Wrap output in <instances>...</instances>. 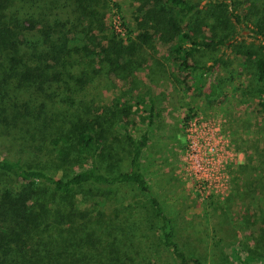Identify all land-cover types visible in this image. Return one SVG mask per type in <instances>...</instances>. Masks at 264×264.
Segmentation results:
<instances>
[{"label":"trees","instance_id":"1","mask_svg":"<svg viewBox=\"0 0 264 264\" xmlns=\"http://www.w3.org/2000/svg\"><path fill=\"white\" fill-rule=\"evenodd\" d=\"M111 2L119 10L112 0H0V127L3 123L10 128V132L0 129V141L27 150L0 148V264H127L131 258L123 247L133 242L135 229L141 226L137 205L138 213L126 200L127 214L118 217L117 224L112 221L117 214L106 218L99 208L122 188L141 195L149 209L147 215L157 222L161 243L173 256L171 264H208L203 255L207 251L188 252L181 246L176 216L147 173V154L154 158L149 160V164L153 162L149 170L161 168L164 161L148 149L150 124L161 114L166 119L177 117L172 108L181 101L179 106L186 104V108L179 113V121L185 128L191 127V111L200 110L201 98H205V50L215 54L210 57L213 64L225 60L226 49L218 55L215 51L234 44L238 25L264 41V14L256 0H207L206 7L194 0H138L142 7L148 6L151 26L175 39L165 58L172 62V58H184L169 76H163L164 69L144 71L148 58L143 43L147 41L135 39L130 29L125 38L114 32L121 23L126 25L122 16L119 25L115 21L112 26L105 25ZM195 14L198 17L191 23ZM244 60L252 65L255 89L260 92L257 104L263 108L264 57ZM133 71H142L141 78ZM181 71L190 77L185 92L181 90ZM129 73L134 78L128 90L144 87L159 97H148L150 119L141 129L136 126L143 119L134 115L133 102L124 99L100 105L96 100L95 85L104 82L109 88L112 75L126 81ZM210 83L207 90L212 101L220 93L219 84ZM177 97L182 99L177 101ZM251 112L260 116L250 125L253 135L237 142L242 146L238 149L247 154L241 165L244 172L250 169L252 159L264 170V111L257 108ZM5 132L18 141H5ZM37 140L40 149H47L43 142L52 144L53 171L41 162L30 163L28 157ZM184 162L195 190L206 202L213 193L208 180L196 178L185 154ZM254 203L262 205L260 197L248 202L255 212ZM256 224L248 248L240 242L222 243L214 233L211 250L229 264H264V259L251 256L264 255V217Z\"/></svg>","mask_w":264,"mask_h":264},{"label":"rangeland","instance_id":"2","mask_svg":"<svg viewBox=\"0 0 264 264\" xmlns=\"http://www.w3.org/2000/svg\"><path fill=\"white\" fill-rule=\"evenodd\" d=\"M119 5V10L116 6L110 3L104 17L105 25L112 26L113 22L119 25L121 22L119 17H123L126 25L121 23L119 30L112 27L117 36L126 37L127 30L132 31V36L139 41H147L144 44V54L148 58L145 63V72L165 70L163 76H169V72L177 69L179 61H170L168 54L169 47L175 41L172 37H166L163 33L156 31L149 20L150 13L148 6L142 7L138 0H112ZM201 3L200 7H206L207 0H194ZM215 0H212L214 2ZM258 1V2H257ZM260 13L264 14V0H256ZM119 11V12H118ZM198 16L195 14L191 16L190 22L193 23ZM119 23V24H117ZM204 24V23H203ZM232 24V22H230ZM185 26V25H184ZM205 28V26H203ZM237 36L233 45L228 48L220 46L215 53L218 55L226 49L225 60L219 64H213L210 57L215 54L211 51L205 50L203 59H207L208 68L204 71L205 77L204 90L202 95V108L191 111L193 119L195 120V130L191 135L195 137L196 150L191 153L194 167L196 169L197 179L208 180L207 186L213 191L211 197L202 200L199 193L194 188L193 180L188 176L185 169L184 154L186 158V150L188 146L189 129L179 121V113L184 111L186 104L182 107L181 101L176 108H172V113H176L177 117L166 119L161 113V116H154L150 124L152 133L149 150L156 154L157 158H162V167L149 170V160H154L153 157L147 154L146 164L147 173L151 179L154 187L162 193V199L166 201L167 208L175 216V223L180 236L181 246L188 252L197 251L207 254L204 255L205 262L208 264H229L226 263L225 258L219 256L215 250L212 249V236L223 239L222 243H242L248 248L247 241L250 239V234L256 231L259 226L257 220L260 216L264 217V170L259 167V162L252 159L246 172L241 165L246 162V152L239 150L242 146L238 143L248 135H253L251 123L254 118H259L252 114L251 110L259 108L264 111V107L257 103L260 101L259 89L252 77V68L246 64L244 59L253 61L257 56L264 57V41L256 39L252 36L249 28L244 25H238ZM106 33H110L107 29ZM105 33V34H106ZM112 33L108 37H111ZM147 36V37H146ZM102 38V33L98 34ZM171 40L165 42V40ZM108 39H105L107 42ZM201 52H198V57ZM168 57V56H167ZM172 62V63H171ZM128 72V71H127ZM136 72L139 78L142 76V71ZM182 72L179 76L182 92L189 90L190 77L187 73ZM162 73V72H161ZM127 80L124 81L116 75H112L110 79L111 86L105 88L104 82L96 86V100L101 105L103 103L122 102L128 99L135 104L134 115L136 118L143 119L137 121L138 128L147 125L149 117L147 116V109L149 107V96L158 100L151 90L146 91L144 87L130 91L128 90L130 81L134 78L132 75L125 74ZM161 76V77H163ZM175 78V75H174ZM136 81L139 79L135 78ZM176 79V78H175ZM211 81L219 84V96L216 99H209L207 88L211 85ZM106 83V82H105ZM164 87L166 86L163 85ZM179 86V85H178ZM180 87V86H179ZM152 92V93H151ZM194 92V91H193ZM217 93V94H218ZM95 94L94 95L95 97ZM88 95V96H92ZM155 95V96H154ZM181 96V95H180ZM182 97H177V101ZM156 111H159L157 107ZM145 117V119L143 118ZM0 129L9 130L1 124ZM141 129V128H140ZM5 141L9 138L12 141H18L11 138L10 133L5 132ZM2 140V139H1ZM4 142V140H2ZM39 144H38V143ZM238 142V143H237ZM36 148H32L30 152V163L33 165L37 162L43 163L45 169L53 171L55 162L53 153L49 150L52 144L44 143L47 147L40 149V140L36 141ZM0 148L7 151L9 149H20L22 153L27 150H22L19 146L10 145L7 142L0 141ZM239 148V149H238ZM25 151V152H24ZM250 153V151H249ZM51 155V156H50ZM50 163V164H49ZM49 164V165H48ZM255 167V168H253ZM257 167V168H256ZM149 170V171H148ZM118 197V200L115 198ZM256 197H260L262 205H256L255 212L248 205V202L256 201ZM114 199V200H113ZM134 206V210H139L141 214V226L135 229L133 242H128L123 248L126 249L131 260L127 264H171L174 259L172 254L161 243L156 231L157 222H153L149 209L144 205L141 195L135 190L122 188L118 194H114L112 200H109L99 208L104 210L105 217L110 218L111 214H117V218L113 217L112 221L117 224L118 217L124 216V205L129 202ZM84 205V204H80ZM108 216V217H107ZM205 216V217H204ZM207 217V218H206ZM258 217V218H256ZM134 218V217H132ZM111 219V218H110ZM106 223L109 222L105 219ZM152 221V223H151ZM221 222L223 224H221ZM220 225V227H219ZM210 226L212 230H210ZM211 245V247H210ZM122 247V246H121ZM208 251H211L210 253ZM260 251L262 249L260 248ZM215 255V256H214ZM214 256V257H213ZM251 256L257 259H264V255L253 253Z\"/></svg>","mask_w":264,"mask_h":264},{"label":"built area","instance_id":"3","mask_svg":"<svg viewBox=\"0 0 264 264\" xmlns=\"http://www.w3.org/2000/svg\"><path fill=\"white\" fill-rule=\"evenodd\" d=\"M195 120H196V117L192 120L191 127L188 128L190 132L188 134V141H189V138L191 139V141H189L188 146H187L186 157H187V160H189V167L194 169L195 173L197 174L198 171H196L193 160L191 159V153L194 152V150H196V145H197L195 142V137L193 138V136L191 135V133L192 132L194 133V130H195V127H194Z\"/></svg>","mask_w":264,"mask_h":264}]
</instances>
